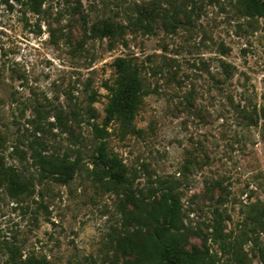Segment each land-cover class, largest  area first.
<instances>
[{
  "label": "rangeland",
  "instance_id": "obj_1",
  "mask_svg": "<svg viewBox=\"0 0 264 264\" xmlns=\"http://www.w3.org/2000/svg\"><path fill=\"white\" fill-rule=\"evenodd\" d=\"M140 11L155 17L149 32L127 26ZM108 18L118 33L91 31ZM118 56L149 90L137 131L108 128L124 186L92 163ZM35 150L76 160L73 177L41 175ZM0 151L29 185L15 197L0 186V264H122L132 200L166 185L189 246L264 264V18L240 0H46L38 13L0 0Z\"/></svg>",
  "mask_w": 264,
  "mask_h": 264
},
{
  "label": "trees",
  "instance_id": "obj_2",
  "mask_svg": "<svg viewBox=\"0 0 264 264\" xmlns=\"http://www.w3.org/2000/svg\"><path fill=\"white\" fill-rule=\"evenodd\" d=\"M27 7L38 13L46 0H22ZM244 13L264 18V0H240ZM151 14L142 11L129 19L128 27L149 32L153 29ZM162 25L172 24L166 14L161 16ZM187 21L191 18L186 17ZM120 25L110 18L102 23L93 24L91 31L99 36H109L118 33ZM115 78L107 85L109 91L105 115L101 125L94 123L93 130L99 139L92 163L97 172L107 177L114 185L124 186L128 181L127 167L116 152L108 149L106 137L112 122H117L124 132L137 131L135 118L144 96L149 92L143 82L138 64L130 57L118 56L113 61ZM33 160L38 171L44 177L67 182L77 169L76 160L67 156L43 154L39 150L33 153ZM5 185L8 193L15 197L19 193L29 190L27 180L18 170L7 165L0 151V186ZM158 191V192H157ZM154 191L146 200L138 198L132 200L135 212L127 215V220L133 224V229L124 236L119 247L127 254L122 264H216L208 249H201L195 245L189 246L188 230L182 217L180 196L171 185H166ZM126 196L133 199L130 192ZM17 264H47L45 260L29 256Z\"/></svg>",
  "mask_w": 264,
  "mask_h": 264
}]
</instances>
